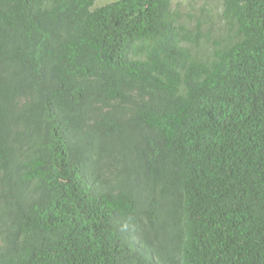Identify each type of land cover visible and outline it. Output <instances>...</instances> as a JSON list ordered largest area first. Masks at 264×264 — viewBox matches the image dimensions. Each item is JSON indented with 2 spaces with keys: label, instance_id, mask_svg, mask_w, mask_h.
Listing matches in <instances>:
<instances>
[{
  "label": "trees",
  "instance_id": "trees-1",
  "mask_svg": "<svg viewBox=\"0 0 264 264\" xmlns=\"http://www.w3.org/2000/svg\"><path fill=\"white\" fill-rule=\"evenodd\" d=\"M0 0V264H264V0Z\"/></svg>",
  "mask_w": 264,
  "mask_h": 264
},
{
  "label": "rangeland",
  "instance_id": "rangeland-1",
  "mask_svg": "<svg viewBox=\"0 0 264 264\" xmlns=\"http://www.w3.org/2000/svg\"><path fill=\"white\" fill-rule=\"evenodd\" d=\"M110 1L113 0H98L97 5L101 6L105 3H108ZM178 1H183L184 2V6L188 3L189 0H178ZM203 2V0H194V2H192V5L197 7L199 4H201Z\"/></svg>",
  "mask_w": 264,
  "mask_h": 264
},
{
  "label": "clouds",
  "instance_id": "clouds-1",
  "mask_svg": "<svg viewBox=\"0 0 264 264\" xmlns=\"http://www.w3.org/2000/svg\"><path fill=\"white\" fill-rule=\"evenodd\" d=\"M98 2V1H97ZM97 2H96V4H97ZM106 4V3H105ZM104 5V4H103Z\"/></svg>",
  "mask_w": 264,
  "mask_h": 264
}]
</instances>
